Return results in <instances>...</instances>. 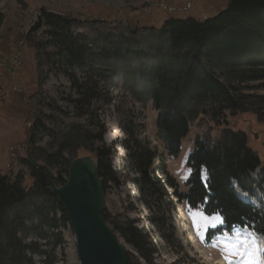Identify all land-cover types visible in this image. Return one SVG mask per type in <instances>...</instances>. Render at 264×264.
<instances>
[{
    "label": "trees",
    "instance_id": "16d2710c",
    "mask_svg": "<svg viewBox=\"0 0 264 264\" xmlns=\"http://www.w3.org/2000/svg\"><path fill=\"white\" fill-rule=\"evenodd\" d=\"M43 21L41 26L49 29L45 33L48 41L42 43V49L41 43L35 48L43 54L45 64L51 66V72L64 76L78 94V100L70 97V101L90 106L99 97L100 82H108L110 74L119 73L124 86L135 97L153 104L159 115L156 127L161 147L171 159L179 156L183 141L189 135L193 107L205 106V111L198 113L208 116L205 112H209L213 122L221 126H227L228 113L245 111L243 103L251 97L256 99L257 106L263 105L264 110V96L254 95L264 92V0H227L223 12L202 23L192 19L167 21L160 30L159 49L148 47L142 54L126 44L122 48L111 43L90 45L83 35L73 32L74 19L46 13ZM130 30L132 35L139 32L138 27ZM48 48H52V52L46 53ZM150 49L156 54L150 53ZM78 73L84 75L85 83L80 82ZM105 102L112 105L111 98H105ZM221 120L224 123H220ZM104 130L103 121L97 120L94 131L69 137L70 143L45 157L47 162L51 166L67 164L68 179L71 163L65 161L63 153L84 148L96 161L105 189L108 184H120L121 177L111 166L114 152L103 145ZM93 143L102 147H87ZM127 143L128 150L130 143L132 145L128 161L140 175L135 180L140 191L150 197L163 191L167 198L163 180L156 175L164 171L155 168L157 149H151V144L142 139L131 141L130 138ZM195 145L188 158L191 175L185 183L186 191H180L179 184L172 180L166 184L181 206L189 213L218 217L224 232L249 228L264 238V208L244 201L234 185L250 193L254 182L250 183L249 175L261 168L259 182L264 187V163L247 147L244 134L229 132L216 141H197ZM32 169L30 167L34 187L31 190L24 187L22 179H10L0 172V264H36V256L44 260L43 264H55V257L49 259L47 252L36 243H27V239L33 235L47 239L48 232L58 231L54 236L57 244L62 245L64 230L70 228L72 232L62 206L49 190L46 175ZM164 173L163 176L166 170ZM67 179L56 176L55 181L59 185L60 180L64 185ZM108 216L106 213L105 219L111 225ZM112 229L118 238L146 253L141 252L143 258L153 264L150 256L154 255L156 247L145 232L137 230L135 222L122 221ZM129 264L138 263L131 262L129 257Z\"/></svg>",
    "mask_w": 264,
    "mask_h": 264
},
{
    "label": "rangeland",
    "instance_id": "374dc122",
    "mask_svg": "<svg viewBox=\"0 0 264 264\" xmlns=\"http://www.w3.org/2000/svg\"><path fill=\"white\" fill-rule=\"evenodd\" d=\"M226 8L227 0H0V11L6 16L0 33V62L13 70L10 72L0 65L1 174L10 179L20 178L25 188L33 189L34 179L27 150L30 128L34 126L32 157L50 167L57 178L66 180L67 164L65 167L64 162L58 165L53 162L54 166H51L45 157L70 143L69 137L85 136L87 132L94 131L97 120L103 121V145L114 152L111 158L112 170L121 177L120 184H108L105 189L110 227L114 228L115 224L126 220L135 222L137 230L145 232L156 247L154 255L150 256L153 264H227L231 256L226 259L225 249L237 242L245 245L241 231L219 234L215 240H211L213 235L221 233V220L218 217L208 218L200 212L187 215V208L178 204L176 194L166 184L172 180L179 184L180 191H186L185 183L191 175L187 166L188 158L195 150V143L216 141L229 132L243 133L247 147L256 152L264 163L263 105L257 106L258 102H255L254 97L246 99L243 103L245 111L227 114V126L215 124L209 112H205L208 116L199 114V111H205V106L193 107L194 118L191 119L189 135L183 141L179 156L171 159L161 147L156 127L159 115L153 104L135 97L124 86L119 73L110 74L108 82H100L99 97L90 106L87 103L76 104L70 101V97L75 101L79 99L78 94L71 89L70 82L64 76L53 74L51 66L45 64L43 54L35 48L41 43L42 49V43L47 44L48 41L45 33L49 29L41 26L46 13L74 19L76 26H73V32L83 35L90 45L95 42L111 43L122 48L126 44L142 54L148 47L159 49L158 37L167 21L192 19L202 23L215 18ZM136 27L139 32L132 35L130 28ZM52 50L48 48L46 53ZM150 53L156 54L152 49ZM145 63L150 65L151 62ZM87 68L90 66L87 65ZM78 77L80 82L85 83L83 74L78 73ZM141 85L140 83L139 86ZM23 93L26 94L25 98ZM254 95L261 97L264 92ZM105 98L112 99L111 106L105 104ZM34 114L38 119L36 121ZM220 123H224V120ZM130 138L131 141L142 139L151 144V149L159 152L155 168L166 170V175H162L165 174L164 171H159L156 175L163 180L167 198L163 191L150 197L135 184L140 175L128 161L132 145L130 143L129 150L126 145ZM87 147L98 148L102 145L93 143ZM71 152L63 153L68 164L78 158L92 157L84 148L77 147ZM262 172L260 168L249 175L250 183L254 182L250 193H245L234 185L244 201L264 208V187L259 182ZM62 185L59 180V186ZM181 211L185 219H182ZM199 214L206 217L207 222L201 220ZM57 217L60 218V214ZM187 228L191 236H188L185 230ZM69 229L64 230L62 245L57 244V237L54 236L58 231L52 230L48 232L47 239L33 235L27 239V243H36L49 254V259L55 257V264H79L74 235ZM251 237V243H256L255 249L264 253V240L260 237L256 239L253 235ZM119 241L131 262L148 264L143 258L146 253L141 250L142 255L121 237ZM231 258L233 264H241L240 257ZM260 258L264 260V256ZM34 261L36 264H43L44 260L36 256Z\"/></svg>",
    "mask_w": 264,
    "mask_h": 264
},
{
    "label": "water",
    "instance_id": "95a60500",
    "mask_svg": "<svg viewBox=\"0 0 264 264\" xmlns=\"http://www.w3.org/2000/svg\"><path fill=\"white\" fill-rule=\"evenodd\" d=\"M6 16L0 11V33ZM0 65L12 72L6 64ZM34 119L36 114H34ZM34 132L30 128L27 150L30 163L42 170L48 180L50 192L62 206L74 235L79 264H129L128 253L105 220L106 193L96 161L92 157L78 158L68 170L63 186L55 182L54 172L33 159L31 142Z\"/></svg>",
    "mask_w": 264,
    "mask_h": 264
},
{
    "label": "snow or ice",
    "instance_id": "6c2138e0",
    "mask_svg": "<svg viewBox=\"0 0 264 264\" xmlns=\"http://www.w3.org/2000/svg\"><path fill=\"white\" fill-rule=\"evenodd\" d=\"M200 219L207 222V218L203 217L202 214H199ZM196 224V216L194 215V225ZM212 226H215V224H212ZM224 255L227 259V257H240L241 258V264H264V260H262L260 257L264 256V253H261L258 249H251L248 250L246 245L243 244V242H237L236 244L232 245L231 247H228L224 251ZM227 264H233L232 260H228Z\"/></svg>",
    "mask_w": 264,
    "mask_h": 264
},
{
    "label": "bare ground",
    "instance_id": "6f19581e",
    "mask_svg": "<svg viewBox=\"0 0 264 264\" xmlns=\"http://www.w3.org/2000/svg\"><path fill=\"white\" fill-rule=\"evenodd\" d=\"M33 159L38 163V165H46V164H43V163H41V162H39L36 158H34L33 157ZM28 162H29V164H30V166L33 168V169H35V170H38V171H41L42 173H44L42 170H40V169H38V168H36V167H34L31 163H30V160L28 159ZM49 169H51L50 167H49ZM52 170V169H51ZM53 171V170H52ZM54 172V171H53ZM45 174V173H44ZM54 178H55V180H56V174L54 173ZM56 182V181H55ZM49 185V184H48ZM49 189H50V186H49ZM105 193H106V190H105ZM105 201H106V197H105ZM105 215H106V213H105ZM105 217V216H104ZM106 220V219H105ZM107 222V221H106ZM108 223V222H107ZM109 225V224H108ZM109 227H110V225H109ZM111 228V227H110ZM112 229V228H111ZM112 231H113V229H112ZM245 231V230H244Z\"/></svg>",
    "mask_w": 264,
    "mask_h": 264
},
{
    "label": "flooded vegetation",
    "instance_id": "af4514ba",
    "mask_svg": "<svg viewBox=\"0 0 264 264\" xmlns=\"http://www.w3.org/2000/svg\"><path fill=\"white\" fill-rule=\"evenodd\" d=\"M11 68V67H10ZM12 69V68H11ZM13 74V73H12ZM11 84H12V82H11ZM15 91H17V90H15ZM24 95H23V97L25 98V96H26V94L25 93H23ZM36 120H38L37 118H35V121ZM32 129H34V126L32 127Z\"/></svg>",
    "mask_w": 264,
    "mask_h": 264
}]
</instances>
